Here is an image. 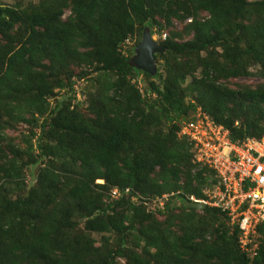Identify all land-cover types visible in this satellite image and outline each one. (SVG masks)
<instances>
[{"label":"trees","instance_id":"16d2710c","mask_svg":"<svg viewBox=\"0 0 264 264\" xmlns=\"http://www.w3.org/2000/svg\"><path fill=\"white\" fill-rule=\"evenodd\" d=\"M24 2L0 0V264H264L261 226L250 260L223 213L183 205L215 180L177 136L199 109L264 138V83L228 85L264 80V0ZM144 30L153 76L130 61Z\"/></svg>","mask_w":264,"mask_h":264},{"label":"built area","instance_id":"2783aa9c","mask_svg":"<svg viewBox=\"0 0 264 264\" xmlns=\"http://www.w3.org/2000/svg\"><path fill=\"white\" fill-rule=\"evenodd\" d=\"M131 45L130 39L123 41V56ZM178 125L177 136L190 143L193 160L215 173V182L206 189L205 198L189 199L223 213L228 224L237 227L238 247L251 260L260 244L257 229H264V138L234 142L228 130L199 109Z\"/></svg>","mask_w":264,"mask_h":264},{"label":"rangeland","instance_id":"374dc122","mask_svg":"<svg viewBox=\"0 0 264 264\" xmlns=\"http://www.w3.org/2000/svg\"><path fill=\"white\" fill-rule=\"evenodd\" d=\"M24 4H27L29 2H38L39 0H24ZM4 3L6 4H12V0H4ZM67 15V12L64 13V15L62 16V18H64L65 16ZM174 26L176 27V29L180 30L182 25H180L178 22H174L173 23ZM164 34V33H163ZM162 35V34H161ZM163 36H158V35H152L151 36V39L152 41L156 42L159 38H162ZM190 37H188L189 39ZM133 38L131 39V42H132V45H133ZM131 45V46H132ZM155 64V63H154ZM137 79V78H136ZM83 81V82H82ZM81 81V83L84 85V83H86V85L88 84V81H85L84 79ZM131 83L132 84H135V87L139 90L140 93L144 92V88L146 89V81H142L141 79H137L135 80V83L133 80H131ZM258 83H264V80L263 79H258V78H250V79H242V78H239V79H231L228 81V85L230 87H234L236 84H247L249 86H255L256 84ZM78 88V87H76ZM78 91H80L81 93L82 90L78 88ZM79 92V93H80ZM85 92V91H84ZM82 98V96H80ZM152 97H154L152 95ZM54 105V103L52 101H50V106L52 107ZM192 114H190L189 116H191ZM193 117V115L191 116ZM27 129L28 126L21 123V124H18L14 129H9L6 134L9 136V137H13V138H17L19 137V135H25L27 134ZM34 132L37 133V130H33ZM32 142H34V138L32 139ZM39 166L38 165H35L32 169H31V175L30 176H25V184L27 187L31 186L33 183H34V175H35V172H36V169L38 168ZM213 178V177H212ZM100 183V182H99ZM157 203H154L152 206H156ZM158 205H161V202L158 203ZM91 238H93L95 240V243L96 245H98L99 243V239H100V236L98 234H91ZM97 240H98V243H97Z\"/></svg>","mask_w":264,"mask_h":264},{"label":"water","instance_id":"95a60500","mask_svg":"<svg viewBox=\"0 0 264 264\" xmlns=\"http://www.w3.org/2000/svg\"><path fill=\"white\" fill-rule=\"evenodd\" d=\"M163 52V48L159 47L147 30H144L140 42L134 49V54L131 58V64L136 70H140L150 76L155 74L154 54ZM183 205L189 208L202 210L205 205L199 202H183Z\"/></svg>","mask_w":264,"mask_h":264},{"label":"clouds","instance_id":"9594fccd","mask_svg":"<svg viewBox=\"0 0 264 264\" xmlns=\"http://www.w3.org/2000/svg\"><path fill=\"white\" fill-rule=\"evenodd\" d=\"M131 58H132V56H131ZM130 61H131V59H130ZM217 125V124H216ZM193 162L198 166V168H201V167H204V168H207L206 166H203V165H201V164H198V163H196L194 160H193ZM209 171L211 170V169H209V168H207ZM214 176H215V173L213 172V178H214ZM214 180H215V178H214ZM97 183H101V181H96ZM215 182V181H214ZM213 182V183H214ZM213 183H209L208 184V186L207 187H209L211 184H213ZM113 191H116L117 192V190L116 189H113L112 191H111V195H112V192ZM117 194H118V192H117ZM164 196V195H163ZM113 197H116V196H113ZM165 198H166V195H165ZM189 198H193L192 196L191 197H189ZM187 199V200H185V201H187V202H197V201H192V200H190V199ZM194 200H196L195 198H193ZM132 200H134V199H132ZM202 200V199H201ZM184 201V202H185ZM199 203H202V202H199ZM208 207V206H207ZM259 247V246H258ZM250 261V260H249Z\"/></svg>","mask_w":264,"mask_h":264}]
</instances>
